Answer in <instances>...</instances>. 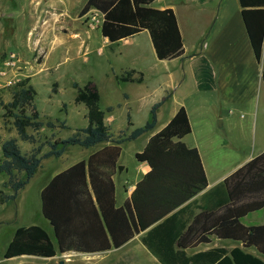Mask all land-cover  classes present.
Instances as JSON below:
<instances>
[{
  "label": "crops",
  "instance_id": "obj_1",
  "mask_svg": "<svg viewBox=\"0 0 264 264\" xmlns=\"http://www.w3.org/2000/svg\"><path fill=\"white\" fill-rule=\"evenodd\" d=\"M87 1H27V5L32 8L30 13L34 19L29 34L30 45L35 48L36 58L43 59L42 63L45 64L48 60L51 49L58 40L78 54H88L91 32L94 31L102 36L107 46L122 44L135 56H141L148 51L152 53L156 64H172V68L155 67L148 74L139 59L134 58L130 60L124 73L116 75L117 80V77L135 71L133 77L142 74L140 84L146 82L147 78L154 79V85L150 86L154 92L151 91L150 94L154 93L155 99L149 102L150 112L153 106L160 103L156 110L155 129L136 140L122 143L121 154L112 176L116 207L123 208L126 202L130 201L138 232L132 226L133 234L128 237L129 227L125 221L121 220V228L120 217L111 220L116 240L120 242L118 246L114 244L101 215L98 219L93 214H82L78 232L88 248L60 252L55 230L43 215L42 191L56 175L81 161H87L91 155L112 143H101L90 148L70 145L60 157L43 159L32 178L46 179L39 191L41 212L47 224L53 228L54 238L43 228L56 248L54 257L35 258L47 264H163L142 242V238L189 204L202 206L209 191L223 184L230 174L264 152L263 64L256 59L239 0H155L153 7L160 10L172 9L175 12L183 38L184 54L172 60L157 58L148 30L118 42H111L102 35V24L95 25L89 18L90 15L94 16L93 13L99 12L97 9L92 8L87 14L81 15ZM24 8V0H0V25L9 17H23L26 10ZM102 16L99 12L97 17ZM196 108L207 109L213 115L203 113L202 116H196ZM182 111L187 117L189 131L173 137L171 145L161 147V161L152 164L149 160H140L139 155L147 152L151 141L177 120ZM105 122L110 127L113 138L117 140L128 137L137 128L133 121V125L128 126L126 120L125 130L112 131L113 118L106 115ZM87 125L88 120L81 127L85 128ZM50 132V136H53L54 130ZM252 134L258 139L259 147L261 146L258 152L245 154V157L234 165H220L227 156L230 157L226 148L231 146V138H247ZM142 138L144 141L140 150H134L132 154L136 162L130 166L123 158L125 143ZM58 139L65 140L55 134L52 142ZM71 146H78L80 149H70ZM217 147L220 164L215 163L214 159H211V162L206 159V151ZM47 152L49 151L41 152L40 156ZM7 205L8 203H4L1 206ZM191 212L193 220L203 210L192 207L186 218ZM84 218L87 220H83ZM242 223L248 227L264 225V209L248 214L242 219ZM187 229L188 227L181 234L182 244L176 243L175 246L177 252L184 253L179 257L182 261L177 264H214V258L201 254L225 250L227 255H230L236 247L264 261V255L257 248H245L242 242L222 239L214 234L207 236L206 242L189 244Z\"/></svg>",
  "mask_w": 264,
  "mask_h": 264
},
{
  "label": "trees",
  "instance_id": "obj_2",
  "mask_svg": "<svg viewBox=\"0 0 264 264\" xmlns=\"http://www.w3.org/2000/svg\"><path fill=\"white\" fill-rule=\"evenodd\" d=\"M154 2L155 0H88L81 15L87 14L92 8L100 11L104 15L102 35L111 42H118L148 30L159 60L181 57L184 54V43L175 12L172 9H157L152 6ZM239 2L256 59L263 64L264 82V0ZM134 73L136 72L129 71L117 77V80L142 82V74L133 77ZM73 87L76 89L75 102L84 104L87 109V127L77 129L68 139L47 141L50 150L42 156L39 155L43 144L30 154H26L21 150L17 138L1 142L0 174L9 177L8 185L13 191L12 194H6L0 190L1 204L18 198L19 192L33 178L43 159L60 157L70 145L90 148L101 143H112L91 155L87 161H81L56 175L42 191L43 215L55 230L61 253L86 249L87 246L80 239L78 232L82 214H93L98 219L101 215L114 244L118 246L120 242L116 240L111 220L120 217L122 228L123 219L129 227L128 237L133 234L132 226L138 232L130 201H127L123 208L116 207L112 176L121 154L122 143L136 140L154 130L157 125L156 110L160 105L159 103L153 106L150 119L145 125L135 128L128 137L117 140L113 138L110 127L105 122L106 112L100 108V93L97 87L92 82L84 87L73 83ZM36 95L34 86L24 82L21 89L14 93L12 101L3 104L4 118L12 119L19 138L32 144L37 141L34 135L28 133V129L39 132L44 127L69 128L65 121H57L59 125L52 121L47 123L41 121L40 113L34 104ZM66 108L67 105L64 104L63 109ZM29 110L32 112L28 113ZM107 111L111 112L112 107ZM127 125H133L130 114L127 115ZM172 131L175 133L171 134ZM187 131L189 124L185 112L182 111L177 120L151 141L147 152L139 155V159L149 160L152 164L161 161V147L171 145V141L168 140ZM168 133L171 136H168ZM160 137H163L162 141ZM203 200L202 206L197 207L196 203L189 204L142 238V242L161 263L177 264L178 261H182L179 257L184 253L177 252L175 246L176 243L182 244L181 234L186 227L189 244L206 242L207 236L214 234L222 239L242 242L245 248L255 247L264 255V225L248 227L242 223V219L248 214L264 209V152L230 174L223 184L209 191ZM192 207L203 210L193 220L192 212L186 218ZM202 255L214 258V264H264L261 258L239 247L234 248L230 255H227L225 250L210 251ZM23 256L45 258L56 256L55 245L43 227L31 225L17 228L4 258ZM193 261L196 262L195 259Z\"/></svg>",
  "mask_w": 264,
  "mask_h": 264
},
{
  "label": "rangeland",
  "instance_id": "obj_3",
  "mask_svg": "<svg viewBox=\"0 0 264 264\" xmlns=\"http://www.w3.org/2000/svg\"><path fill=\"white\" fill-rule=\"evenodd\" d=\"M27 1L24 0L26 10L23 17H9L6 21L3 20V24L0 25V158L2 155L1 142L4 140L17 138L21 150L25 153H30L43 144L41 152L44 153L49 151L46 142H52L55 139V134L60 138L68 139L76 133L77 129L87 123V109L84 104L75 102L76 89L73 87V83L84 87L92 82L97 87L100 93V108L106 111L108 117L113 118L112 131L126 129L128 112H130L135 126H143L150 119L149 102L155 99L154 93L150 94L152 91L150 86L154 85V79L148 80L147 78L146 82L141 84L127 83L117 81L116 75L124 73L130 60L134 58L139 59L141 66L148 74L155 67L172 68V64H156L152 53L148 51H145L141 56H135L127 46L122 44L115 43L107 46L104 44L102 36L94 31L91 32L88 54H78L58 40L53 45L50 57L44 64L42 63L43 59L36 58L35 48L30 45L29 34L34 19L30 13L32 8L27 5ZM20 6L21 4L18 5V10H20ZM29 13L30 15H26ZM92 17L90 15L89 18L92 19ZM24 82L33 85L36 89L37 95L34 104L40 113V120L44 123L52 121L55 124H58L57 121H65L70 126L68 129L44 127L40 132L28 129L29 134L37 137V142L34 144L24 142L19 138L13 126V120L4 118L3 104L12 101L14 93L21 89V84ZM64 104L67 105L65 110L63 109ZM109 107H113V111L107 112ZM31 112L29 110L28 113ZM203 113L208 116L213 115L207 109H195L196 116L199 114L202 116ZM51 130H54L53 136H50ZM174 133V131L171 132V134ZM171 134L168 133V136ZM162 138L160 137L161 141ZM257 140L253 134L247 138L233 137L231 138L233 145L231 143V146L226 148L230 157L227 156L226 160L220 164L219 147H217L206 151V159L209 162L214 159L215 163L223 166L234 165L242 160L245 154L260 150L261 146L259 147ZM143 141L142 138L138 141L125 143L123 158L130 166L136 162L132 155L134 150H140ZM215 141L218 142V139ZM72 148L80 149L78 146H71L70 149ZM45 180L43 177L31 179L19 192V198L15 202L11 201L7 206H1L4 203H0V264H47L35 257L4 258V253L18 227L40 225L54 238L53 228L47 224L41 212L39 191ZM8 183L9 177L0 174V190L6 194H12L13 191Z\"/></svg>",
  "mask_w": 264,
  "mask_h": 264
},
{
  "label": "built area",
  "instance_id": "obj_4",
  "mask_svg": "<svg viewBox=\"0 0 264 264\" xmlns=\"http://www.w3.org/2000/svg\"><path fill=\"white\" fill-rule=\"evenodd\" d=\"M100 12V11H99ZM99 12H95L94 13V16L92 17V23L93 24H95V25H100V24H102L103 23V19H104V15L102 16V13H101V16H102V18H98L97 16H98V14H99ZM96 14V15H95Z\"/></svg>",
  "mask_w": 264,
  "mask_h": 264
},
{
  "label": "water",
  "instance_id": "obj_5",
  "mask_svg": "<svg viewBox=\"0 0 264 264\" xmlns=\"http://www.w3.org/2000/svg\"><path fill=\"white\" fill-rule=\"evenodd\" d=\"M6 259V258H5Z\"/></svg>",
  "mask_w": 264,
  "mask_h": 264
}]
</instances>
